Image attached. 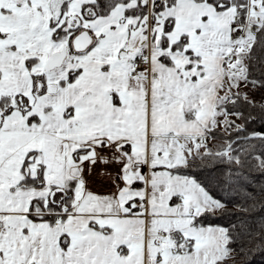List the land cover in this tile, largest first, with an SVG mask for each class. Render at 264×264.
Listing matches in <instances>:
<instances>
[{"label": "snow or ice", "instance_id": "snow-or-ice-1", "mask_svg": "<svg viewBox=\"0 0 264 264\" xmlns=\"http://www.w3.org/2000/svg\"><path fill=\"white\" fill-rule=\"evenodd\" d=\"M260 93L264 0H0V264L264 250Z\"/></svg>", "mask_w": 264, "mask_h": 264}, {"label": "trees", "instance_id": "trees-1", "mask_svg": "<svg viewBox=\"0 0 264 264\" xmlns=\"http://www.w3.org/2000/svg\"><path fill=\"white\" fill-rule=\"evenodd\" d=\"M250 109H245V111H249ZM253 115L257 116V119L254 123H252L249 127L250 129H256V130H261V122L259 119V113L258 109L253 111ZM256 144H259V141H255ZM253 181V185L257 186L261 183H264V177L258 175V174H253L251 177ZM249 190H255L254 188H250ZM229 211H235V209L232 208L231 205H229ZM264 215V213L257 211L254 214L253 219L255 220L257 217ZM228 264H264V250L260 251H254L251 254L247 256H242V257H236L235 260H229Z\"/></svg>", "mask_w": 264, "mask_h": 264}, {"label": "rangeland", "instance_id": "rangeland-1", "mask_svg": "<svg viewBox=\"0 0 264 264\" xmlns=\"http://www.w3.org/2000/svg\"><path fill=\"white\" fill-rule=\"evenodd\" d=\"M251 98L256 102H261L262 98H264V93H260L258 95L251 96Z\"/></svg>", "mask_w": 264, "mask_h": 264}]
</instances>
